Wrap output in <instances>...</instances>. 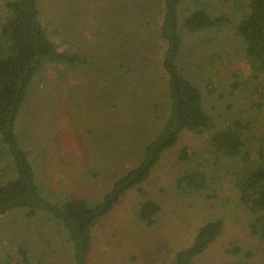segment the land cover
Wrapping results in <instances>:
<instances>
[{"label":"rangeland","instance_id":"1","mask_svg":"<svg viewBox=\"0 0 264 264\" xmlns=\"http://www.w3.org/2000/svg\"><path fill=\"white\" fill-rule=\"evenodd\" d=\"M9 1L0 0V29ZM249 1L186 0L180 5L177 67L199 90L213 127L199 134L181 132L148 180L119 198L91 233L88 264H172L175 254L192 244L197 229L216 220L222 222L221 235L193 264H264V242L250 232L254 216L235 183L236 176L253 170L254 157L223 159L210 148L212 135L235 122L242 124L247 151L264 133V74L245 56L237 30ZM37 6L49 40L79 61L46 63L36 73L14 133L44 200L60 207L75 199L93 207L138 166L168 117L163 3L38 0ZM197 10H207L218 22L209 30L185 31L182 20ZM182 150L189 161L179 160ZM194 168L212 178V198L177 188V178ZM8 178L13 171L0 144V181ZM148 201L160 208L151 227L137 219ZM0 264H73L71 246L46 213L29 218L24 211H11L0 217Z\"/></svg>","mask_w":264,"mask_h":264},{"label":"trees","instance_id":"2","mask_svg":"<svg viewBox=\"0 0 264 264\" xmlns=\"http://www.w3.org/2000/svg\"><path fill=\"white\" fill-rule=\"evenodd\" d=\"M186 0H162L163 18L160 39L165 43L162 69L167 77L169 112L166 121L142 152L138 166L128 171L106 194L102 202L90 207L82 200H69L60 207L50 204L38 193L33 171L26 154L14 133L15 122L26 91L36 73L46 64H77L76 56L60 53L45 34L39 20L38 0H12L5 3V16L0 29V144L3 155L9 159L13 178L0 181V217L21 210L26 217L44 212L66 234L71 246L73 264H88L91 233L110 212L123 194L145 183L163 152L173 148L183 132L199 134L213 127L211 118L203 108L199 90L177 67L181 49L179 35V7ZM218 22L207 10L193 11L181 22L188 32L209 30ZM238 35L243 39L244 54L257 64L264 74V0H250L246 16L239 23ZM242 124L235 122L225 130L215 132L210 140L212 152L220 158L235 160L251 154L255 166L245 176H236L240 199L254 216L249 225L252 235L264 242V133L258 145L247 151ZM181 161H189L186 150L180 152ZM182 192H201L212 198V178L196 168L185 171L177 180ZM188 189V190H186ZM160 208L145 202L137 212V219L151 227ZM222 232L221 220L210 221L197 229L192 244L175 254L172 264H193ZM237 254L234 249L231 251ZM244 264V263H236Z\"/></svg>","mask_w":264,"mask_h":264}]
</instances>
